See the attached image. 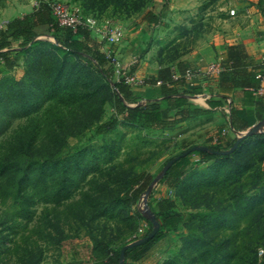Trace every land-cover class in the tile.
<instances>
[{
  "label": "rangeland",
  "instance_id": "1",
  "mask_svg": "<svg viewBox=\"0 0 264 264\" xmlns=\"http://www.w3.org/2000/svg\"><path fill=\"white\" fill-rule=\"evenodd\" d=\"M61 1L116 26L157 10L159 25L170 27L165 28L166 37L154 44L155 54L164 53L167 61L181 51H190L205 34L221 31L225 20L238 16L237 6L243 0ZM37 2L0 0V25L36 8ZM165 2L171 6L169 10L163 9ZM42 34L39 40L54 41L51 30ZM22 64L7 77H23L25 58ZM80 91L82 94L69 91L64 96L70 101L64 100L69 114L70 108L76 109L73 102L90 90ZM88 105L95 107V103ZM113 113L111 102H106L102 122L109 121ZM1 120L5 123L0 125V149L22 122L17 116ZM117 120L116 129L105 134H97L94 125L80 127L76 136L66 135L69 151L79 153L80 166L87 169L86 179L70 199L55 204L51 195L39 200L36 194V202L29 207L31 215L22 213L11 200L0 199V264H108L109 256L120 246L137 240L145 229L152 230L153 225L146 220L153 215L149 203L159 211L157 202L164 198L174 201L173 212L180 221L175 229L160 224L161 239L141 259L134 261L130 256L125 264H254L256 250H264L262 132L248 137L233 157L207 163L194 160L181 180L171 183L161 180L169 160L192 145L210 140L194 138L186 134L188 131L142 128L124 116ZM55 122L56 118L51 123ZM221 139L213 138L222 148ZM140 172L149 174L151 192H143L136 204L124 205L120 195L130 189L128 178ZM36 184L35 192L40 188Z\"/></svg>",
  "mask_w": 264,
  "mask_h": 264
},
{
  "label": "trees",
  "instance_id": "2",
  "mask_svg": "<svg viewBox=\"0 0 264 264\" xmlns=\"http://www.w3.org/2000/svg\"><path fill=\"white\" fill-rule=\"evenodd\" d=\"M258 3L264 12V0H259ZM142 18L151 24L161 23V17L153 10L145 12ZM44 24L49 25L53 42L39 40L36 28ZM93 35L83 28L74 31L70 27L59 26L49 6L44 3L22 16L8 20L5 27L0 29V125L5 123V120H1L2 117L17 116L22 119L19 129L8 136L0 149V199L5 202L11 200L20 207L22 213L33 214L29 207L36 202V194L39 195V200L51 195V200L60 204L70 199L80 182L86 179L87 169L80 166V154L69 151L66 135L76 136L80 133V127L89 128L94 125L97 134H105L116 129L118 116H124L142 128L164 130L185 120L193 108L189 95L194 92L185 88L184 77L189 62L187 58H182L188 52L179 54V58H182L177 63L179 76H166L161 82V95L144 98V103L141 104L132 86L124 78L116 79L114 66L101 48L105 41L98 40ZM22 58H25L24 76L19 79L16 75L7 77L23 65ZM244 58L240 45H230L228 59L222 65L224 68L227 65L237 69V72L247 77L244 85L257 89L261 81L256 78V74L263 68L260 66L256 72L255 67L248 63L241 68L244 66ZM223 74L222 70L221 75ZM157 82L155 80L152 83ZM80 88L85 92L90 91L73 102L76 109L70 108L72 112L69 114L66 109L69 100L64 96L69 91V94L73 91L82 94ZM56 97L59 98L55 99ZM109 101L114 113L109 121L102 122L104 104ZM90 103H95V107H90ZM193 109L196 113L200 110ZM166 110H169L170 116L163 114ZM54 118L56 122L51 123ZM261 134L264 135V132ZM236 139L225 144L223 149L215 144L206 146L225 150L231 148ZM243 142L233 153L226 155L201 150L195 151L196 157H193V152L182 156L169 167L161 180L171 183L180 181L186 167L196 158V161L207 163L217 158L233 157ZM193 146L195 145L188 149ZM149 177V174L140 172L128 178L130 189L120 195L124 205L137 203L140 195L151 184ZM35 184L40 187L36 192ZM157 205L159 211L149 203L160 224L175 229L180 218L173 212L174 201L164 198L158 200ZM146 220L152 226L150 219ZM150 231V228L145 229L137 240ZM161 237L159 230L143 244L130 247L125 259L130 256L134 261L141 259ZM2 238L3 233L0 231V239ZM125 245L127 244H123L116 253L109 256L108 264H120V253ZM259 252L260 249L255 252L254 264H264V253L260 255ZM99 264L107 263L99 261Z\"/></svg>",
  "mask_w": 264,
  "mask_h": 264
},
{
  "label": "crops",
  "instance_id": "3",
  "mask_svg": "<svg viewBox=\"0 0 264 264\" xmlns=\"http://www.w3.org/2000/svg\"><path fill=\"white\" fill-rule=\"evenodd\" d=\"M258 1H241L237 6L238 16L225 20L221 31L207 33L196 41L190 51H181L179 54L188 52L182 58H187L189 68L205 66L213 61L226 64L228 47L240 45L245 54L244 66L241 68L248 63L249 66L255 67L257 72L264 61V12ZM165 3L162 5L163 9L169 10L171 6ZM154 12L159 15L157 10ZM23 14H17L13 18ZM10 19L12 18L8 20ZM134 19L124 23L127 25H120L124 29V37L121 40L112 45L105 42L101 48L104 52L111 49L112 53L122 60L127 71L143 80L141 84L131 85L133 92L139 96V101L143 104L144 98L161 95V83H152L153 81L162 82L166 76L179 75L177 63L182 58L176 54L166 61L164 53L155 54L154 44L166 37L165 28H169V24L161 26L151 24L143 18ZM46 29L50 32L48 24L36 28L39 37L44 36L42 32ZM93 36L101 40L98 36ZM223 71V75L220 72L215 76H194L186 79L185 88L194 92L189 95V100L193 108L200 110L196 113L192 108L185 120L164 130L188 131L186 134L194 138L206 137L210 140L206 143L195 141L197 145H210L215 144L214 136L216 134L220 136L225 128L227 134L222 137L223 142L220 144L224 146L250 127L261 122L264 124V93L258 94L253 87L244 85L247 77L237 72V69L226 65ZM168 111H164L163 114L170 116ZM261 132H264V129Z\"/></svg>",
  "mask_w": 264,
  "mask_h": 264
},
{
  "label": "built area",
  "instance_id": "4",
  "mask_svg": "<svg viewBox=\"0 0 264 264\" xmlns=\"http://www.w3.org/2000/svg\"><path fill=\"white\" fill-rule=\"evenodd\" d=\"M47 4L51 10V13L56 19L59 26L70 27L74 31L79 28L89 30L92 34L98 36L101 40L112 45L116 44L119 40L124 37V29L121 26H116L112 24L109 20H102L97 15L86 16L81 12L77 11L75 8L69 4L62 2L61 0H38L37 6L40 4ZM231 13H235V9L231 10ZM7 22V21H6ZM6 22L0 25V29L4 28ZM106 57L110 60L115 70V77L117 80L124 78V80L130 85H137L143 83V80L137 78L132 72L127 71L123 65L122 60L112 53L111 49L105 51ZM262 71L256 74V78L261 81L260 86L254 89L256 93H264V61L262 65ZM224 69V66L219 61H213L205 66H200L196 68H188L184 74L185 79L192 78L194 76H215L219 74ZM179 76V75H178ZM176 76L175 78H177ZM161 83V81H158ZM227 130L224 128L220 133V136H216L215 140L225 136ZM264 253L263 249H260L259 254Z\"/></svg>",
  "mask_w": 264,
  "mask_h": 264
},
{
  "label": "water",
  "instance_id": "5",
  "mask_svg": "<svg viewBox=\"0 0 264 264\" xmlns=\"http://www.w3.org/2000/svg\"><path fill=\"white\" fill-rule=\"evenodd\" d=\"M264 129V124L261 122L259 124H256L252 127H250L248 130H246L244 133H242L240 136H238V138L236 139V141L234 142V144L231 146V148L229 149H225V150H221V149H215V148H211L209 146L206 145H195L192 148L182 152L181 154L173 157L171 160H169L168 164L166 165L163 174H165V172L169 169V167L176 162L177 160H179L182 156H185L191 152L194 151H201V150H205V151H209L211 153L214 154H219V155H226V154H230L233 153L240 145L241 143L248 137L254 135L257 132H261ZM156 180H159V178H157ZM152 187L150 186L147 190V194H149L151 192ZM150 221L153 225L152 230L143 238L135 240L132 243H129L127 245H125L120 253V264H125V258H126V251L130 248V247H134L137 245H141L144 242L148 241L149 239L153 238L160 230V222L157 219V216L155 213H153L152 217H150Z\"/></svg>",
  "mask_w": 264,
  "mask_h": 264
}]
</instances>
